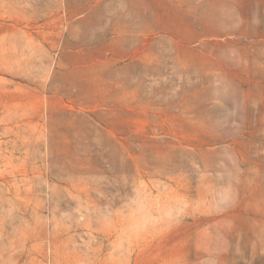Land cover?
I'll return each mask as SVG.
<instances>
[{
	"label": "rangeland",
	"instance_id": "1",
	"mask_svg": "<svg viewBox=\"0 0 264 264\" xmlns=\"http://www.w3.org/2000/svg\"><path fill=\"white\" fill-rule=\"evenodd\" d=\"M0 264H264V0H0Z\"/></svg>",
	"mask_w": 264,
	"mask_h": 264
}]
</instances>
